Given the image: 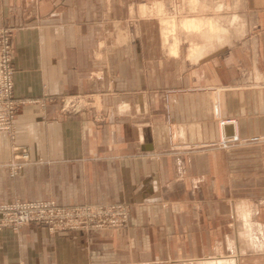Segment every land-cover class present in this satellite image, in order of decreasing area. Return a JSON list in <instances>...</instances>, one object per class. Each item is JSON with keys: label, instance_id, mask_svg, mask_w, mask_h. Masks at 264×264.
<instances>
[{"label": "crops", "instance_id": "obj_1", "mask_svg": "<svg viewBox=\"0 0 264 264\" xmlns=\"http://www.w3.org/2000/svg\"><path fill=\"white\" fill-rule=\"evenodd\" d=\"M141 1L151 0H0V28L13 29L14 95L31 102L17 115L15 141L0 133V203L131 208L121 229L0 230V264L234 261L239 223L264 228V154L250 147L171 153L163 101L166 89H222L221 99L172 96L180 144L218 139L221 106L242 136L264 135V0H206L216 31L174 55L152 22L129 41L121 19ZM76 94H92L91 108L63 113L62 98ZM14 145L33 163L10 178Z\"/></svg>", "mask_w": 264, "mask_h": 264}, {"label": "rangeland", "instance_id": "obj_2", "mask_svg": "<svg viewBox=\"0 0 264 264\" xmlns=\"http://www.w3.org/2000/svg\"><path fill=\"white\" fill-rule=\"evenodd\" d=\"M205 1L206 0H151L131 3L128 6L125 17L121 19V22L124 26L126 36L128 35L129 41H132L133 38L139 36L140 27L143 25L142 23L152 22L155 27L154 30L157 33V38L160 40L163 50L169 55H174L171 53V48L177 49L178 45L180 46L183 42L191 43L189 41L196 40L199 37H212V35L216 31V28L214 27L212 31L209 30L208 27H204V23L200 30L186 29L181 25L182 22L187 18H196L197 20H201L202 22H213V8L211 6H208ZM218 31L219 29H217V32ZM193 47H196V45ZM190 92H210L216 95H218L217 93H219V99H221L222 97V89L213 85L183 87L175 90L166 89L163 92V101L166 110L165 125L171 153L186 154L195 150H207L214 148L221 149L223 151H229L230 149L237 147H250L253 149L254 154L258 150L260 153L264 154V135H257L252 137L242 136L235 130L237 119L225 116L223 114L222 106L219 107V111L217 110L218 112L215 114V120L217 121L218 129L220 132L218 139L212 141H204L200 144L178 143L175 138V125L171 121L170 101L172 96L174 95ZM91 99H93L92 94H76L65 96L61 100V110L63 111V113L70 115L83 113L91 108ZM28 103L31 102L27 101L24 105ZM24 105H22L21 107H23ZM227 121H231V123L228 124ZM221 123H224L225 125L223 129L221 127ZM3 134L7 135V137L11 139L12 142H14L16 137L15 125L11 133ZM258 157L259 156L254 155V160L258 159ZM32 163L33 160L31 159L27 149L25 147L14 145L12 148V156L7 163L10 178L19 176L24 167ZM15 202H51L63 207H82L83 213L87 212L86 210H84L85 208L87 209V207H102V212H105L108 215L107 218H109V220L106 222V224L101 225L100 222H97V220H92L91 217L85 218L84 216L75 215L72 220L75 222H79L81 226L79 230L72 231H51L48 226L35 222H30L26 225H23L19 229L5 228L14 232L20 231L29 224H35L37 226L46 228L51 234L87 233L95 230L126 228L128 227L130 221V205L121 202L95 204L82 203L66 206L52 200L31 201L15 198L11 202L0 203V206L13 205ZM79 213H81V211ZM110 221L115 222L112 224ZM242 225L243 224L239 223L237 231L238 234L232 237L234 246H236L238 250L232 254L235 256L233 258L235 260L228 261L229 258H224L217 262H211L209 264H264V228L254 225L251 229H249L248 227L245 228V226ZM205 263H207V261Z\"/></svg>", "mask_w": 264, "mask_h": 264}, {"label": "built area", "instance_id": "obj_3", "mask_svg": "<svg viewBox=\"0 0 264 264\" xmlns=\"http://www.w3.org/2000/svg\"><path fill=\"white\" fill-rule=\"evenodd\" d=\"M12 34L11 27L0 29V133L12 132L20 107L27 102L14 95ZM82 210V207H63L51 202H15L0 206V230L19 229L30 222L46 225L56 232L79 230L81 224L72 220L75 215L91 217L101 225L109 220L102 207H87L84 209L86 213ZM110 222L113 224L115 221Z\"/></svg>", "mask_w": 264, "mask_h": 264}, {"label": "bare ground", "instance_id": "obj_4", "mask_svg": "<svg viewBox=\"0 0 264 264\" xmlns=\"http://www.w3.org/2000/svg\"><path fill=\"white\" fill-rule=\"evenodd\" d=\"M205 24L204 27H208L209 30H213L214 24L211 21L202 22L201 20H197L196 18H187L182 22V27L190 30H200V28ZM210 31V32H211ZM166 33V32H165ZM166 47V46H165ZM171 53L176 54L177 49L171 48Z\"/></svg>", "mask_w": 264, "mask_h": 264}]
</instances>
